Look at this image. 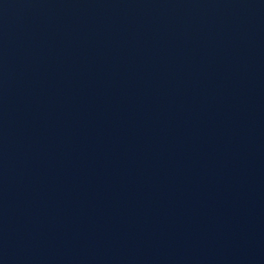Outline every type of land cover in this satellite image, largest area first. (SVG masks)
<instances>
[{"label":"water","instance_id":"obj_1","mask_svg":"<svg viewBox=\"0 0 264 264\" xmlns=\"http://www.w3.org/2000/svg\"><path fill=\"white\" fill-rule=\"evenodd\" d=\"M0 264H264V0H0Z\"/></svg>","mask_w":264,"mask_h":264}]
</instances>
